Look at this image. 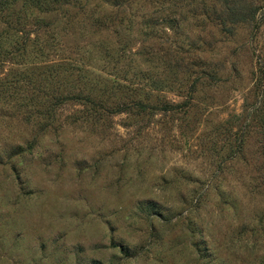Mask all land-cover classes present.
<instances>
[{"label":"rangeland","instance_id":"374dc122","mask_svg":"<svg viewBox=\"0 0 264 264\" xmlns=\"http://www.w3.org/2000/svg\"><path fill=\"white\" fill-rule=\"evenodd\" d=\"M26 1L0 264H264V0Z\"/></svg>","mask_w":264,"mask_h":264},{"label":"trees","instance_id":"16d2710c","mask_svg":"<svg viewBox=\"0 0 264 264\" xmlns=\"http://www.w3.org/2000/svg\"><path fill=\"white\" fill-rule=\"evenodd\" d=\"M58 0H31V3L25 2L28 8H38L39 11H47L51 9L53 4H56ZM15 0H0V19H11V23L15 22L17 25L19 19L14 18ZM45 9V10H44ZM13 49V48H12ZM12 49L6 48L5 43L0 39V58H12L14 55ZM141 102L135 104L140 105Z\"/></svg>","mask_w":264,"mask_h":264}]
</instances>
